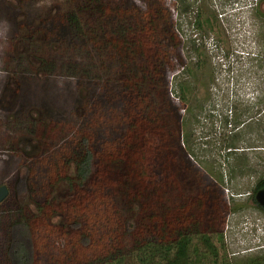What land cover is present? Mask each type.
<instances>
[{
    "label": "trees",
    "instance_id": "1",
    "mask_svg": "<svg viewBox=\"0 0 264 264\" xmlns=\"http://www.w3.org/2000/svg\"><path fill=\"white\" fill-rule=\"evenodd\" d=\"M18 1L25 5L27 0ZM68 3L47 29L39 31L44 34L42 43H46L42 47L60 36L65 46L84 52L87 93L84 131L68 144L60 143L48 157L54 170L49 176L40 173L42 178L30 186L37 212L26 205L24 209H12L16 215L8 222L2 241L3 261L5 264H238L230 263L224 252L222 231L226 211L236 207L228 209L218 183L199 177L185 147L187 135L182 125L192 111L191 79L178 83L184 115L168 96L169 59L175 60L184 76L194 77V69L201 73L207 66L204 46L198 43L191 47L196 61L190 67L177 50L178 35L172 13L162 1L145 0L143 7L133 0ZM197 10L195 29L219 39L216 15H203L201 8ZM24 43L30 50L40 51L45 71L49 61L42 53L43 48L32 37ZM101 107L104 115L98 112ZM89 124L92 131L85 128ZM41 125L44 126L36 123V134ZM45 129L39 132L47 137ZM240 134L236 130L225 139L229 149L226 157L237 158L235 149L239 147L234 142ZM45 153L41 152L39 157ZM37 175L33 170V182H37ZM60 182L68 189L63 200L52 194ZM262 188L264 173L257 177L250 193L255 207L264 211V206L255 199ZM83 198L82 203L90 200V204L107 212V217L88 212L84 217L74 215L69 206L79 205ZM86 207L90 205L84 204V210ZM64 208L67 213H63L62 225L56 229L60 237L68 236L66 242L72 243L73 250L65 244L54 249L39 245L38 237L47 236L45 232L49 231L43 228L46 231L38 232L37 222H49L50 214ZM240 264H264V253L245 257Z\"/></svg>",
    "mask_w": 264,
    "mask_h": 264
},
{
    "label": "rangeland",
    "instance_id": "2",
    "mask_svg": "<svg viewBox=\"0 0 264 264\" xmlns=\"http://www.w3.org/2000/svg\"><path fill=\"white\" fill-rule=\"evenodd\" d=\"M68 1L27 0L25 5L18 0L0 1V185L9 190L0 202V264H5L1 246L8 222L16 215L12 209H24L26 205L37 212L30 186L37 184L42 174L49 176L54 170L48 157L60 143L66 145L84 131V52L65 46L60 36L42 47L46 43H42L44 34L39 31L47 29L64 12ZM133 1L144 6L145 0ZM158 1L170 8L178 35L177 50L190 67L196 61L191 47L198 43L204 46L207 66L201 73L194 69V77L184 76L175 60L169 59L168 96L184 115L178 83L191 79L192 111L182 125L187 135L185 147L199 177L218 183L228 209L236 207L226 211L222 231L229 262L240 264L245 257L264 253V211L250 199L257 177L264 173V0ZM198 8L203 15H216L219 39L195 29ZM30 36L49 61L45 71L40 51L30 50L24 43ZM98 112L106 113L102 107ZM39 122L44 126L36 134L35 125ZM234 125L238 127L233 129ZM44 127L47 137L39 132ZM85 128L93 130L91 124ZM236 130L241 131L234 142L239 147L235 149L237 158L226 157L229 149L225 139ZM41 152L49 155L39 157ZM33 170L39 174L37 182L31 180ZM67 192L66 184L61 182L52 190L58 200H63ZM83 201L84 198L79 205L69 206L74 215L84 217L88 212L107 217V212L90 204V200ZM13 203L19 206H12ZM84 204L90 207L84 210ZM64 212L67 213L66 208L50 214L49 222H37L38 232L46 231L43 228L49 231L45 232L47 236L38 237L39 245L54 249L65 244L73 250L72 243L66 242L68 236L60 237L56 229L62 225Z\"/></svg>",
    "mask_w": 264,
    "mask_h": 264
},
{
    "label": "water",
    "instance_id": "3",
    "mask_svg": "<svg viewBox=\"0 0 264 264\" xmlns=\"http://www.w3.org/2000/svg\"><path fill=\"white\" fill-rule=\"evenodd\" d=\"M8 189L5 185H0V202L7 196ZM256 201L264 206V188L259 189L255 194Z\"/></svg>",
    "mask_w": 264,
    "mask_h": 264
},
{
    "label": "flooded vegetation",
    "instance_id": "4",
    "mask_svg": "<svg viewBox=\"0 0 264 264\" xmlns=\"http://www.w3.org/2000/svg\"><path fill=\"white\" fill-rule=\"evenodd\" d=\"M1 185H4V184H1ZM6 186V185H5ZM7 187V186H6ZM7 189H8V187H7ZM8 192H9V190H8ZM251 193V192H250Z\"/></svg>",
    "mask_w": 264,
    "mask_h": 264
}]
</instances>
